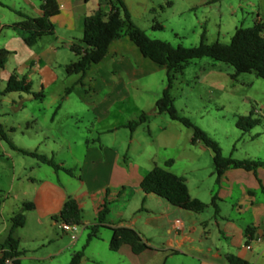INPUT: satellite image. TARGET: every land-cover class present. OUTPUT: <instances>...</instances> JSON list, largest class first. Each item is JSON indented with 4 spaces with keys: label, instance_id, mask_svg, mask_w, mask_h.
<instances>
[{
    "label": "crops",
    "instance_id": "0c3cea01",
    "mask_svg": "<svg viewBox=\"0 0 264 264\" xmlns=\"http://www.w3.org/2000/svg\"><path fill=\"white\" fill-rule=\"evenodd\" d=\"M42 2L43 0L39 3L29 0L31 6L24 13L33 17L41 16ZM57 2L60 12L51 18L55 25L54 33L42 36L33 45L25 42L28 32L11 26L21 21L22 16L5 19V12L0 11V48L9 51L7 63L0 68V123L6 133L8 130L15 132V122L6 121H12L15 114L22 112L16 118L18 126L22 128L21 122L26 121L28 132L31 133L30 130H34L39 124L40 111L46 110L48 114L52 112V124L64 115H69L79 123V119L85 116L83 112L86 107L91 111V130L96 128L95 123L109 122L106 128L100 129L99 138L85 140L86 156L80 173L70 175L53 169L58 184L50 182L37 192L38 200L33 209L38 205L44 207V217L58 215L69 197L77 200L82 213L90 211L94 215L93 221L83 220V228L87 230L82 234L83 240L80 242V236H76L74 239L78 240L63 247L60 252H69L70 263L73 256L81 251L83 255L78 264H230L227 258L229 254L247 261V264H264V166L254 169L229 167L219 180L214 168L209 177L210 181L203 186L200 179L195 193H192L189 180L185 177L191 196L209 204L200 212L174 206L154 193H146L141 188V181L155 165H165L167 160L159 162L156 151L162 146L165 147L166 143L152 134L142 139L137 136L138 127L133 131L130 129L126 156L122 155V150L109 144L101 136L118 130L119 126L113 124V109L126 101L132 102L133 99L130 98L133 90L143 85L140 82L159 75V87L164 91L166 67L146 57L138 45L124 35L111 42L105 57L86 71L83 83H80V73L68 74L66 71L67 66L77 60L70 46L83 38L85 18L99 8L104 13H109L111 0ZM242 6L252 11L255 9L251 26L256 22L264 24V0H244L241 2ZM62 71L65 75L61 74ZM12 74H17L19 78L25 77L32 85V93H5L7 81ZM99 89L109 91L102 99H91L97 95ZM33 93H41L43 96L36 97ZM72 94L81 99H69ZM49 95L52 99H47ZM10 97L12 98L9 99ZM5 102L9 105L3 107ZM257 117L262 120L258 125L263 124L264 110L260 109ZM127 125L124 126L128 127ZM47 128L54 129L53 126ZM252 132L249 133V139L256 142L257 154L245 152L241 159H254L256 155H264V126ZM60 142L67 149L72 146L69 140ZM10 147L12 148L11 145ZM20 148L48 154L47 150L38 147L23 145ZM131 152L135 155L132 156ZM174 162L173 160L167 167L172 172ZM38 163L40 164L39 161ZM34 170V167L28 170L25 166L16 175L19 180L35 182L37 177ZM58 172H64L69 178L62 177L63 182H60L62 175ZM214 196L215 205H212ZM5 198L7 200L8 197ZM5 200L1 203L0 212ZM105 204L109 208L105 222L107 226L101 227L98 237L88 242L87 226L97 222L98 214ZM15 214L12 211L6 226L0 230V244L10 233L12 217ZM109 226L134 228L147 241L149 248L136 254L128 244H123L117 251H113L116 257L109 260L103 258L93 244L100 240L110 242L112 230ZM101 229H106L109 233L103 235ZM248 229L251 231L247 232ZM20 259L22 262L21 257Z\"/></svg>",
    "mask_w": 264,
    "mask_h": 264
},
{
    "label": "rangeland",
    "instance_id": "374dc122",
    "mask_svg": "<svg viewBox=\"0 0 264 264\" xmlns=\"http://www.w3.org/2000/svg\"><path fill=\"white\" fill-rule=\"evenodd\" d=\"M31 1L39 3L41 0ZM243 1L125 0V3L133 21L151 37H159L173 46L189 47L198 45L203 33L207 42L219 40L229 43L236 26H251V19L256 14L255 9L252 11L250 8L241 7ZM1 2L4 5L0 6V11L5 12V19L19 17L21 15L18 11L27 13L26 10L31 6L29 0ZM154 22L161 23L163 29L154 30L152 28ZM61 74L65 75L63 71ZM234 74L235 68L228 63L210 57L197 58L191 60L182 73L176 75L171 95L180 115L188 117L195 125L213 136L226 156L241 159L245 152L257 154L256 142L249 139V133L262 128L264 123L245 133L236 123L240 116H247L253 112L254 117H257L260 109L264 110V78L258 77L254 72H242L236 77ZM160 78L159 75H153L147 81L140 82L139 84L143 85L133 90L130 98L133 101H126L117 109H113V124L119 126L118 130L113 134H103L101 137L122 150V155H126L131 132L130 128L124 125L138 120L144 113L147 120L138 126L137 136L142 139H146L150 134L155 138L160 137L166 146L157 149V159L161 163L173 159L175 161L172 166L173 172L188 178L191 191L195 193L200 179L203 186L210 181L209 177L214 171L213 152L202 142L191 143L193 135L191 128L173 120L166 112H158L157 101L163 94L162 87H159ZM166 80L164 86H167ZM108 91L101 89L91 99H102ZM47 99H52V96L49 95ZM69 99L81 98L72 94ZM7 105L9 103L5 102L3 107ZM21 113L15 114L14 120L6 121L15 122L17 125L15 132L7 131L10 140L16 146L38 147L47 150L50 156L53 153L57 162H63L64 166L72 168L77 174L80 173L86 156L85 140L99 138L100 129L106 128L109 123L108 121L95 123L96 128L91 130V111L86 107L83 112L85 116L79 119V123L69 115H64L52 124V112L48 114L43 110L38 113L39 124L29 133L26 121L21 122L22 128L18 126L16 118ZM47 126L51 128L53 126L54 129L49 130ZM61 140H69L71 148L67 149L65 145L63 147ZM131 154L135 155L134 152ZM257 156L253 158H264L262 157L264 155ZM25 166L28 170L31 167L35 168L37 177L35 182L19 180L16 174ZM58 173L62 175L60 182H63L62 177L69 178L64 172ZM50 182L55 184L59 182L52 167L39 164L35 158L11 148L4 140L0 141V200L4 202L5 197H8L0 212V230L6 226L12 211L15 213L23 211L25 224L16 229V237L20 240L23 251L21 255L23 264H68L69 252L60 250L78 240L72 235L80 236L81 242L82 234L87 232L83 225H78L76 231L64 232L61 229V222L53 217H44V207L41 205L35 209H23L25 202L36 203L37 192ZM82 216L84 221L94 220V215L90 211L82 213ZM100 232L103 235L109 233L106 229H101ZM93 245H96L97 252L103 258L109 260L116 257L115 252L110 250L109 242L100 240Z\"/></svg>",
    "mask_w": 264,
    "mask_h": 264
},
{
    "label": "trees",
    "instance_id": "16d2710c",
    "mask_svg": "<svg viewBox=\"0 0 264 264\" xmlns=\"http://www.w3.org/2000/svg\"><path fill=\"white\" fill-rule=\"evenodd\" d=\"M2 4L0 0V5ZM111 4L109 13H104L99 8L85 18L83 38L70 46L71 50L76 54L77 60L67 66V73H80L82 75L80 83H83V76L86 71L105 57L111 42L127 35L138 45L146 57L166 67L167 86L161 98L157 101L158 112H166L173 120L191 128L193 130L191 138L193 144L202 142L212 150L215 174L218 180L229 167L254 169L258 166H264V160L261 159H237L232 156H226L219 142L213 136L195 125L188 117L178 113L171 95V88L176 75L182 73L191 60L202 57H210L216 61L232 65L235 68L234 77L242 72H254L258 77L264 78V24L256 22L252 26L237 27L229 43L219 40L212 43L207 42L205 33H203L202 40L198 45L189 47L183 45L173 46L163 39L151 37L144 29L140 28L133 21L125 0H111ZM41 8L42 15L37 17L18 11L22 16V20L11 25L28 32L27 37H25V42L28 45L35 44L44 35L54 33L55 25L51 18L60 12L57 0H43ZM163 27L159 22L152 24L154 30H162ZM8 58L9 51L5 48H0V68L5 66ZM17 91L32 93V85L25 77L19 78L17 74H12L7 81L4 92ZM33 94L36 97L43 96L41 93ZM146 120V115L143 113L138 120L129 122L127 126L133 131ZM261 121L260 118L254 117L253 112H251L247 116H240L236 125L243 132H247L260 124ZM0 139L6 140L12 148L23 154L36 158L40 163L49 165L55 171L61 170L70 175H75L72 168L57 162L52 155L14 145L8 138L1 123ZM172 163L173 160H167L165 165H155L144 175L141 181V188L146 193H154L166 199L174 206L196 212L205 210L209 204L191 196L185 177L167 168ZM215 199L216 196L212 199V205H215ZM1 203L2 201L0 200V207ZM33 208V202L24 203V209ZM108 212L109 208L105 204L98 214L97 222L87 226L89 229L88 242L98 237L101 227L107 226L105 222ZM53 218L69 225L78 226L83 224L82 210L74 197H69L60 213ZM12 222L10 233L4 242L0 244V264H8L7 259H12L13 264H22L20 257L23 251L19 250V239L14 236V231L17 227L25 224L23 211L16 213L12 217ZM109 227L112 230L109 242L112 251H117L123 244H128L136 254L149 248L147 241L134 228L128 226ZM250 231L251 229L247 230V232ZM82 255L81 251L77 252L69 264H78ZM227 258L230 264H247V261L232 254H229Z\"/></svg>",
    "mask_w": 264,
    "mask_h": 264
},
{
    "label": "built area",
    "instance_id": "2783aa9c",
    "mask_svg": "<svg viewBox=\"0 0 264 264\" xmlns=\"http://www.w3.org/2000/svg\"><path fill=\"white\" fill-rule=\"evenodd\" d=\"M61 227L64 231H74V230L76 231L78 226L62 223ZM72 237L76 238V235H72ZM7 262H8V264H13L12 259H7Z\"/></svg>",
    "mask_w": 264,
    "mask_h": 264
}]
</instances>
